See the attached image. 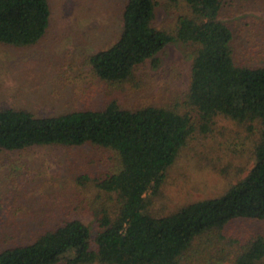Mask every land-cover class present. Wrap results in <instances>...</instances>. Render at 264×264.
<instances>
[{
  "label": "trees",
  "instance_id": "trees-1",
  "mask_svg": "<svg viewBox=\"0 0 264 264\" xmlns=\"http://www.w3.org/2000/svg\"><path fill=\"white\" fill-rule=\"evenodd\" d=\"M182 1L190 13L180 15L176 31L169 33L153 25L154 0H126L118 41L89 62L101 80L122 83L148 60L157 66L156 55L167 45L187 46L189 87L178 106L184 111L154 105L130 110L115 101L99 110L54 116L0 109V150L93 144L115 151L120 164L117 172L94 179L100 192L117 199L112 217L101 212L94 248L91 229L77 219L52 227H0V264H183L194 242L213 232H220V261L264 264L263 233L243 242L224 234L236 220L264 222V65L237 61L234 32L219 19L229 2L252 0ZM50 18L49 0H0V43L33 46L46 35ZM218 117L246 126L249 133L259 130L252 168L220 197L164 217L148 215V191L161 186L194 132L208 133ZM89 181L78 177L81 185Z\"/></svg>",
  "mask_w": 264,
  "mask_h": 264
},
{
  "label": "rangeland",
  "instance_id": "rangeland-1",
  "mask_svg": "<svg viewBox=\"0 0 264 264\" xmlns=\"http://www.w3.org/2000/svg\"><path fill=\"white\" fill-rule=\"evenodd\" d=\"M154 1L157 29L173 33L178 17L190 13L182 0ZM125 3L49 0L50 26L41 41L28 47L0 43V109L54 116L99 110L115 101L130 110L154 105L184 111L178 106L189 87L191 65L185 45H167L156 55L157 66L146 61L126 82L110 83L93 72L90 56L111 47L121 35ZM219 19L234 32L237 61L264 65V0L229 2ZM259 138V130L249 133L246 126L220 117L208 133L196 130L166 170L161 186L146 194L145 212L159 218L220 197L252 168ZM119 169L115 151L93 144L0 150V227H52L77 219L91 229L94 248L101 212L112 217L117 207L116 196L100 192L94 179ZM81 175L90 178L87 185L78 183ZM255 233L264 234V222L236 220L224 232L241 242ZM218 236L220 232H213L196 240L182 263L230 264L220 261Z\"/></svg>",
  "mask_w": 264,
  "mask_h": 264
}]
</instances>
